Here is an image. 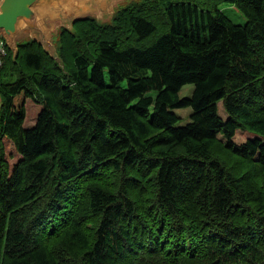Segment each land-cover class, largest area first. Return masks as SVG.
I'll return each instance as SVG.
<instances>
[{
    "label": "trees",
    "instance_id": "obj_1",
    "mask_svg": "<svg viewBox=\"0 0 264 264\" xmlns=\"http://www.w3.org/2000/svg\"><path fill=\"white\" fill-rule=\"evenodd\" d=\"M56 41L0 38V264H264V0H140Z\"/></svg>",
    "mask_w": 264,
    "mask_h": 264
},
{
    "label": "water",
    "instance_id": "obj_2",
    "mask_svg": "<svg viewBox=\"0 0 264 264\" xmlns=\"http://www.w3.org/2000/svg\"><path fill=\"white\" fill-rule=\"evenodd\" d=\"M120 1L122 0H0V38L5 40L14 53L18 42L33 40L41 44L52 57L57 58L53 40L61 27L69 28L75 21L85 17L110 23L115 12L122 8L114 9L115 4ZM138 1L140 0L132 2ZM54 29V39L51 37L49 44L48 37Z\"/></svg>",
    "mask_w": 264,
    "mask_h": 264
},
{
    "label": "rangeland",
    "instance_id": "obj_3",
    "mask_svg": "<svg viewBox=\"0 0 264 264\" xmlns=\"http://www.w3.org/2000/svg\"><path fill=\"white\" fill-rule=\"evenodd\" d=\"M132 1H136V0H122L120 2H118L117 4H115V10L123 7L125 5H127L129 2ZM219 8L221 10H223L229 18H231L232 22L237 23V24H244L246 21V18L243 14L239 13L238 11L235 12L233 10V7L230 6L229 4H225L224 2H220L219 4ZM104 21V20H103ZM56 27V26H55ZM55 32V29L50 31L49 37H48V42L49 44H51V37L52 34ZM55 34V33H54ZM54 38L52 37V40ZM55 42V47H56V38L55 40H53ZM2 44L0 43V48H1ZM192 85L188 84L185 85V87L182 88V91H180V96L182 95H186L189 96L190 95V91L192 89ZM219 114L223 117L226 118L227 115L223 110V107L221 105V103H219ZM26 118H25V122L24 124L26 126H32L36 120V117L38 115V112L41 108V105L38 104L37 102H35L32 99H27L26 102ZM190 109L186 108V109H179L178 111L176 110V113L178 114L179 117H181V124L185 123L187 121L188 118V114H189ZM252 135L250 133H247L246 131L243 130H237L234 136V142L239 144L244 142L248 137H251ZM3 150H4V158L6 161L9 162L10 167H12V165L14 163H16L19 158L20 155L16 152L13 144L7 140L6 138H3ZM218 151H220V149H218Z\"/></svg>",
    "mask_w": 264,
    "mask_h": 264
}]
</instances>
